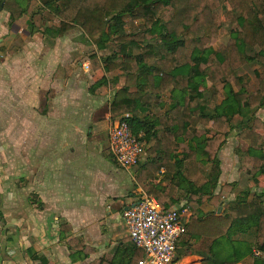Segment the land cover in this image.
Here are the masks:
<instances>
[{
  "label": "trees",
  "instance_id": "trees-1",
  "mask_svg": "<svg viewBox=\"0 0 264 264\" xmlns=\"http://www.w3.org/2000/svg\"><path fill=\"white\" fill-rule=\"evenodd\" d=\"M2 4L11 27L55 39L79 29L96 50L109 52L90 56L92 70L119 75L101 77L91 92L115 86L113 123L127 121L135 135L152 143L141 186L164 211L176 201L190 210L179 242L212 239V264L249 258L246 264H264V258L251 260L254 249L264 253V119L256 115L264 108V71L256 72L254 92L237 74L254 61L264 65V0H0ZM226 37L227 43L218 45ZM199 79L223 88L206 94ZM233 130L243 143L235 153L244 177L219 185L220 153ZM160 175L167 185L157 183ZM71 230L69 224L61 225L62 240ZM68 249L73 261L84 262L93 253L83 237L69 241ZM131 249L125 256L129 259L109 264H138L144 253L134 244ZM30 254L40 258L33 250Z\"/></svg>",
  "mask_w": 264,
  "mask_h": 264
},
{
  "label": "crops",
  "instance_id": "crops-1",
  "mask_svg": "<svg viewBox=\"0 0 264 264\" xmlns=\"http://www.w3.org/2000/svg\"><path fill=\"white\" fill-rule=\"evenodd\" d=\"M3 6L1 13H7ZM12 28L16 35L12 38L26 34L24 42L40 37L43 44L33 52L38 55L34 62L23 61L20 66L10 57L0 62V134L6 136L0 142V264H42L40 258L48 264L126 261L133 243L124 212L147 194L141 186V171L152 143L144 140L145 157L129 170L120 168L110 155L109 132L114 124L110 107L115 92L109 94L111 84L95 93L91 87L111 74L95 72L92 65L89 73L83 71L79 44L60 45L71 34L84 43L80 32L55 39L42 31L34 34ZM5 40L0 38V43ZM26 52H19L22 60L31 55L30 50ZM64 52L68 62L62 65L59 56ZM239 168L238 177L231 175L230 182H221L226 171L222 163L219 185L240 181L244 175ZM161 181L163 186L168 183L162 175L157 183ZM182 207L183 202L177 201L171 206ZM190 217L191 212L186 223ZM62 224L72 226L65 240ZM77 237L93 248L84 262L73 261L68 249L69 241ZM212 245L207 237L199 241L185 237L173 264H212ZM31 250L40 258L33 259ZM255 251L251 260L264 258V253L258 251L262 256H256ZM246 261L251 263L250 258Z\"/></svg>",
  "mask_w": 264,
  "mask_h": 264
},
{
  "label": "built area",
  "instance_id": "built-area-1",
  "mask_svg": "<svg viewBox=\"0 0 264 264\" xmlns=\"http://www.w3.org/2000/svg\"><path fill=\"white\" fill-rule=\"evenodd\" d=\"M90 67L89 62L86 68ZM143 136L135 135L123 119L111 127L109 152L120 168L129 170L143 161L146 154ZM189 215L188 208L164 211L158 200L148 194H143L135 205L127 208L124 218L129 238L136 249L144 253L138 264H173ZM255 255L262 256V253L255 251Z\"/></svg>",
  "mask_w": 264,
  "mask_h": 264
},
{
  "label": "rangeland",
  "instance_id": "rangeland-1",
  "mask_svg": "<svg viewBox=\"0 0 264 264\" xmlns=\"http://www.w3.org/2000/svg\"><path fill=\"white\" fill-rule=\"evenodd\" d=\"M225 19V18H224ZM75 31L80 32L83 36L84 33L82 30L76 29ZM40 31H35L34 34H38ZM79 34V33H78ZM28 35V34H27ZM70 35V34H68ZM80 35V34H79ZM16 35L13 34V28L10 26V18L8 16L7 13H1L0 11V38L6 39L5 41L0 43V46H4V50L0 49V62H7L8 58L10 57V60L13 61L15 63V61L17 60L20 64V66H22L23 61H27L29 63V61L34 62L36 59H38V55L34 54L33 52L35 50L38 49V46L41 44H43L41 42V38H37V40L35 39H31L29 38L28 42H24V37L26 36V34L23 36H21V34H18L17 38H12L15 37ZM34 35L32 34L31 37H33ZM72 34L70 36H68L67 38H65V40H62V44H60L62 47H68L70 45H74L75 43H78L80 46V50L78 51V57L80 58V62L82 63L83 66V71L89 73V69H91V67L89 69L86 68V65L90 62V56L93 53H96L99 57H103V56H107L109 55V52H99L98 50H96V48L94 47V45L84 36L85 40L84 43L80 41H76L75 38H71ZM80 37V36H79ZM75 41V43H74ZM228 41V37L223 38L219 41V44H226ZM65 44V45H64ZM59 45V44H58ZM76 46V45H74ZM71 47V46H70ZM21 49H24L25 52L27 50L31 51V55L27 58H25L24 60H22V53H19L21 51ZM38 51V50H37ZM65 51V50H64ZM27 54V52H26ZM13 55V56H12ZM64 58V59H63ZM68 56L66 55V53L64 52L62 56H59V63L63 65L62 62L67 63L68 60L67 59ZM70 57V60H72ZM74 60V58H73ZM264 71V65L254 61L248 65H245L244 67H242L238 72V76H240L245 83H247L249 85V91L250 92H254L257 88H258V81H257V76H256V72H262ZM64 75L66 73V70L64 69ZM118 73V72H116ZM116 73L111 74L109 77L110 79H113L116 75ZM100 78V77H99ZM201 86V90L204 91V93L206 94H212L215 93L217 91H221L223 88L222 83H217V84H212L210 82H208V80L204 79L203 80L199 79L198 80ZM207 82V84H206ZM107 90L109 92V94H113L116 91V87L115 86H111L107 87ZM257 117L264 119V108L259 109L256 113ZM230 134L228 135V140H227V144L224 147V152L222 153V163L224 165V168L226 169V171L224 172V176L223 178L221 177V182L224 181L225 179L228 180V182H230L232 179V176L238 177L237 172H236V167H240L239 163L237 162V156H236V149L239 145L243 144L239 141V134L237 130H233L229 132ZM264 134V131L261 132ZM0 137H2L3 139H0L1 141L6 140V136H5V132L0 134ZM244 147H246V145H243ZM233 174H230L232 173ZM222 172V171H221ZM216 172H214L215 174ZM222 174V173H221ZM241 180L243 179L242 176ZM263 181V179H262Z\"/></svg>",
  "mask_w": 264,
  "mask_h": 264
}]
</instances>
